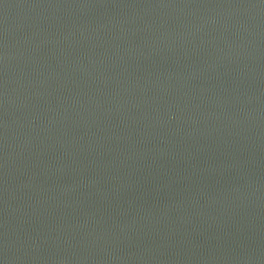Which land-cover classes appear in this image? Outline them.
Returning <instances> with one entry per match:
<instances>
[{
	"label": "water",
	"instance_id": "1",
	"mask_svg": "<svg viewBox=\"0 0 264 264\" xmlns=\"http://www.w3.org/2000/svg\"><path fill=\"white\" fill-rule=\"evenodd\" d=\"M0 264H264V0H0Z\"/></svg>",
	"mask_w": 264,
	"mask_h": 264
}]
</instances>
